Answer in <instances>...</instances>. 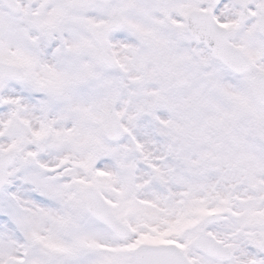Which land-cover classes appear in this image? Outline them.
I'll return each mask as SVG.
<instances>
[{
	"label": "snow or ice",
	"instance_id": "6c2138e0",
	"mask_svg": "<svg viewBox=\"0 0 264 264\" xmlns=\"http://www.w3.org/2000/svg\"><path fill=\"white\" fill-rule=\"evenodd\" d=\"M0 264H264V0H0Z\"/></svg>",
	"mask_w": 264,
	"mask_h": 264
}]
</instances>
